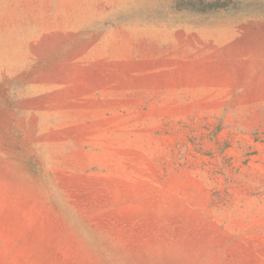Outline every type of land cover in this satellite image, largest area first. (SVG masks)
Returning <instances> with one entry per match:
<instances>
[{
	"label": "rangeland",
	"instance_id": "374dc122",
	"mask_svg": "<svg viewBox=\"0 0 264 264\" xmlns=\"http://www.w3.org/2000/svg\"><path fill=\"white\" fill-rule=\"evenodd\" d=\"M0 0V264H264V0Z\"/></svg>",
	"mask_w": 264,
	"mask_h": 264
},
{
	"label": "trees",
	"instance_id": "16d2710c",
	"mask_svg": "<svg viewBox=\"0 0 264 264\" xmlns=\"http://www.w3.org/2000/svg\"><path fill=\"white\" fill-rule=\"evenodd\" d=\"M211 8H213V9H216V8H221V7H224L225 6V4L223 3V1H221V0H217V1H213V2H211Z\"/></svg>",
	"mask_w": 264,
	"mask_h": 264
}]
</instances>
